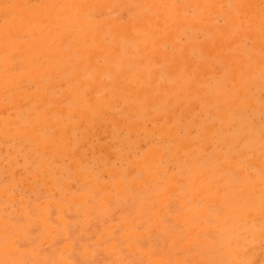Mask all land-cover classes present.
I'll list each match as a JSON object with an SVG mask.
<instances>
[{
    "label": "rangeland",
    "instance_id": "obj_1",
    "mask_svg": "<svg viewBox=\"0 0 264 264\" xmlns=\"http://www.w3.org/2000/svg\"><path fill=\"white\" fill-rule=\"evenodd\" d=\"M24 1L2 0L1 2L0 0V7L2 6L1 9H3L2 11L0 10V28L3 29L0 30V63H2L0 64V76L2 77L3 74L5 76H3L5 79L0 77V100L2 101H0V109H4L6 106L10 107L9 109L5 108L3 111H0V118H4V120L0 119L2 120L0 121V127L1 129L3 128V131L0 129L2 131L0 137L5 136L0 139V191H3L0 192L2 195H0V220H2L0 221V264H59L60 262V264H264V239H262L264 238L262 236L264 232H261V230L264 231V193L262 194L264 191V0H249L252 3L244 0L247 2L246 4H243V0H147L148 3L145 0H49L50 2L48 0H26L25 3ZM149 1L153 2L149 3ZM66 2L67 5L65 4ZM46 3H49L48 5L51 7H48ZM51 3L55 6L57 5V8L50 5ZM80 4L81 6L78 8ZM250 4H253L254 7ZM76 5L78 6L76 7ZM71 7L74 8L75 15L79 13L77 15L78 17L74 16L73 10L70 9ZM210 7H213L212 10H209ZM12 8L14 9L12 10ZM17 9L22 11L19 12ZM86 9H89L90 12L86 11ZM31 10L34 11L31 12ZM69 10L70 18L68 16ZM82 11H86V15L84 13L82 14ZM57 13L59 14L57 15ZM252 14L254 16L253 18L251 17ZM146 15L149 16H147V19L152 18V23L149 19H146ZM150 15H152L151 18ZM60 16L63 17V20ZM17 17L18 19L14 20ZM45 18L46 20H44ZM257 18L259 20L263 19V23L261 20L257 21ZM139 19L143 21L140 23ZM68 20L70 21L67 22V26L65 22ZM78 20H81V22ZM184 20L188 21H186L187 24L186 22L184 24L182 23L183 26L179 24V22L181 23ZM190 20H194V22ZM250 20L253 21L250 22ZM9 21L10 27L8 25ZM53 21L55 24L52 23ZM60 21L63 24L60 26L65 29L63 30L65 33L62 32L61 27L58 28V25L61 23ZM112 22H114L113 25H110ZM143 22L145 24H142ZM250 23L251 26H249ZM71 24H74V26L77 25L75 30ZM141 24L143 26L147 25V28L141 26ZM13 25L15 28L19 26V30L16 33L13 31L16 30ZM65 25L68 28L71 27V31H66V29H69ZM149 26L151 31H149ZM6 27L9 30L11 29V32L8 29H4ZM21 27L22 31H20ZM138 27L140 28L139 30H137ZM47 28L51 30L49 31ZM52 28L56 30L53 31L54 33H52ZM78 28L80 31H78ZM42 29H45V31L43 32ZM46 29L51 34L49 32L48 34ZM86 29H88L87 34L90 33L89 38L84 33ZM100 29L103 32H100ZM174 29L179 32L173 34ZM76 30L78 32H73ZM127 30L128 32H124ZM26 31L29 34H26ZM109 31L110 33H108ZM56 32L59 33L55 37ZM69 32L72 36L67 37L69 36ZM3 33L6 36L2 35ZM93 33L94 35L96 33L97 38L100 36V39L98 38L95 41L96 35L92 36ZM127 33L129 35L125 37ZM171 33L173 34L172 38L170 36ZM255 33L257 34L255 35ZM64 34L66 37H64ZM82 34L85 36L83 37ZM134 34L137 37L134 36L133 39H130ZM38 38L41 41H37ZM64 38L67 40L65 41ZM165 38H168V40ZM156 40L163 41L157 42ZM47 41L53 43L50 44L49 42L44 45ZM59 41L60 44L57 45ZM39 42L41 44L43 43L44 46ZM75 42H79L78 45ZM30 43H35V47L33 45L28 46ZM171 43L173 45L176 44L175 47ZM22 44L26 46V50H24L25 47ZM39 45H41V50L38 49L40 47ZM105 46H107L106 50ZM114 47L116 49L118 48L115 52H113ZM143 47L145 48L144 50H142ZM50 48L52 49L50 50ZM84 49L86 50L84 51ZM127 49L129 50L127 51ZM45 50H49V53L54 51L52 52L54 54L49 56V53L46 54L48 51ZM76 50L77 52H75ZM15 51L17 55L14 53ZM88 52L91 54L88 55ZM111 52L113 56H111ZM40 53L42 58L40 57ZM55 53L57 54L55 55ZM60 53H62V56H60ZM12 54L13 57H11ZM44 54L49 56L47 60ZM63 54L68 55L63 56ZM35 55L38 56L35 57ZM92 55L98 56L93 57V60ZM33 58L34 63L32 62ZM88 59L93 60L91 61L92 63L89 61V63L86 62ZM23 60H25L24 64ZM83 60L88 66L84 64L85 67H82L83 63L81 62ZM28 61L32 63L31 65L33 67L28 66ZM44 61L45 63H43ZM76 61L78 62V66ZM139 61H142V63ZM53 62L54 67L51 64ZM107 63L109 66L111 65V68L109 67L111 69L110 71L108 70L109 68H103V66L108 67ZM121 63L122 67L120 65ZM43 64H48L49 66L51 64L52 67L50 66L49 68ZM92 64L93 66L89 67ZM56 65H58L57 70ZM8 66L11 69H7L6 67ZM27 69L28 72L25 71ZM96 69L103 70L98 72ZM124 70L128 72L125 73ZM137 71L139 74H142L141 72L144 71L142 74L144 76L142 77L149 78L152 81L149 79L147 80L150 82L146 79L144 80V78H140L141 76L137 77L139 75L138 73L137 75L135 74ZM45 72L46 75L42 74ZM144 73L147 75L148 73L151 74L147 76ZM126 74H129L131 79ZM154 75L155 77H153ZM124 76L129 78L128 81L125 80L126 78ZM19 78L22 80L20 81ZM39 79L41 84L43 83L47 86L41 85ZM8 80H11L10 82L12 83ZM79 81H81V87L78 85ZM87 81L89 83H86ZM16 82L19 84L18 87L9 89V85H15L16 87ZM27 82L29 84H26ZM48 82L49 84H46ZM115 82H119L117 83V85L120 84L118 87L126 85L125 88L127 86L128 89L131 88L130 91H133L131 92L133 98H130L131 95L128 89L126 91L129 92H127L129 96L127 93L125 94L126 91L122 92V87V90L119 88L120 92H117L118 87ZM121 82L124 85H121ZM130 82L131 86L134 85L133 90ZM137 82L139 85L141 83L140 86L143 88L146 87L147 89L149 87V92L146 91L148 94L141 88L142 92L139 91V95L136 93L137 89L139 90L137 87H140L137 85ZM103 83H106V85ZM4 85L6 87L9 86V88L6 89ZM90 85L94 87H90ZM107 85L112 89L110 87L108 88ZM114 85L116 86V90L112 87ZM45 87L48 89H45ZM71 87L73 89L70 90ZM178 87L180 88L178 89ZM186 87H189V89ZM74 88H77V90L75 91ZM94 88L97 89L94 90ZM26 89L29 92H26ZM15 91L19 92V94ZM21 91L22 93H28L29 96L20 93ZM115 91L116 93H114ZM11 93L16 96L15 101L14 99L11 100V98H14ZM117 93L118 95H116ZM149 93H152L155 98L158 96L157 101L153 96H149ZM159 93H162L161 95L164 97ZM58 94L60 97H58ZM104 94L107 99L109 98L107 101L106 98L104 99L105 101H101ZM134 94H137L139 99L137 95L135 98ZM47 95L50 96L48 97ZM147 95L149 97H146ZM25 96L28 100H26ZM160 97L163 100H160ZM140 98H142L141 101ZM53 99L55 101L58 99L59 102L57 101L56 103ZM152 99H154V103ZM37 100L39 103H35ZM19 101L23 104L18 103ZM147 101L152 104H148L149 106L145 105ZM94 103L96 105L92 107ZM13 104H21V107ZM35 104L40 105L34 106ZM56 104L59 108L55 107ZM139 104H142V107H139ZM97 105L100 108V110L98 108L99 111H97ZM126 105H130V109ZM125 106L128 108L126 109ZM61 107H63L65 112ZM105 107L106 111L108 110L107 112L105 111ZM93 108H96L95 111ZM101 109L103 110L102 114L105 115L107 113L108 118L106 115L104 116L105 118H99L102 115L100 113ZM73 110H76L78 113L75 115L76 111ZM183 110H187L186 113ZM34 111L35 113H31ZM45 113H51V115H46ZM46 117H48V121L45 120ZM97 118L100 121L96 122L98 120ZM117 118L119 119L117 120ZM29 119L36 120L31 121L35 127L31 126L32 124ZM54 120L56 121L53 124ZM113 120H117V122L113 123ZM66 121L68 123L72 121L73 123H71L72 125L70 123L67 124ZM118 121L119 123L122 121V123L119 124ZM50 122L53 125L49 126ZM75 122L78 123L74 125ZM139 122L143 123V126ZM97 123L99 125H96ZM116 123L119 124V127L115 125ZM123 123L127 125H123ZM4 124L6 125V129ZM19 125H21L22 129ZM57 126L61 128L59 129ZM100 126L103 129L100 130ZM7 127L10 129L8 130ZM12 127L13 131H10ZM104 127H106V131ZM143 127L149 132L148 134L145 133L146 130ZM32 128H38V132H34ZM57 128L59 130L57 132L58 134H56V131H58ZM148 128L152 130L150 129L149 131ZM4 130H7V134ZM207 130H211L212 132H208ZM26 131L30 133H25ZM16 132L22 134L19 135ZM62 132L66 133L60 137L59 134H62ZM137 132L139 136L136 134ZM33 133H37L38 136ZM92 133H95L98 139L95 136L93 137ZM102 133L103 136L101 135ZM66 134H68L67 138H65ZM51 135L54 137V140H49ZM63 137L65 140H62ZM143 137L147 139L145 138L144 141L142 139ZM41 138L43 140L45 139L43 141L44 143L42 142L44 145H40L42 140L39 139ZM55 138L61 139V141L58 140L59 143L57 145L55 142L58 141ZM4 139L6 140L4 141ZM102 143L104 144L103 147L100 146L103 145ZM56 146L58 148H55ZM180 146L185 148L182 147L179 150ZM75 147L76 150L79 148L76 154L74 153L76 152L74 150ZM186 147L188 150H191L187 151ZM157 148L161 151L160 153H158ZM9 149L13 152L10 153ZM64 150H67L66 152L68 154ZM50 151L52 155L49 154ZM71 151L73 155L70 153ZM190 151L193 152V155ZM138 158L144 159L145 162ZM71 161L72 163H69ZM134 161H137L140 167L145 163L144 165L146 167L143 165L144 167L140 168L138 164L135 166ZM71 164H73V167ZM157 164L158 166L160 165L159 168L156 166ZM76 165L78 169H76ZM46 166L48 172L46 171ZM130 168L132 171L129 170ZM44 171L46 173L43 174ZM75 171H77V174H75ZM13 173L16 174L14 175ZM82 173H85L86 176ZM24 175L29 176L25 177ZM144 175H148V178ZM174 176L178 180L174 178L176 180L171 181L174 180L172 179ZM196 176L197 179H200L196 180ZM34 177H42L43 179L36 180ZM146 178L148 183L145 181ZM132 180L133 182H131ZM62 182L66 185L64 186ZM95 183L97 184L94 185ZM170 183L171 185H169ZM256 183L258 186H254L257 185ZM120 185L121 187L124 185L123 190L119 187ZM199 185L202 186V191L198 187ZM168 187H170V190L171 188L173 189L171 190L172 192ZM116 188L121 189H118L121 192H118ZM240 188L243 190V193ZM248 188L250 189L247 190ZM165 189L168 193L165 192ZM259 192H261V196ZM2 193L5 195L12 193L13 196V193H15L16 197L14 196L12 198L11 194H9L10 196H4ZM75 194L77 195L75 196ZM107 194H110L112 197L109 195L107 198L104 197ZM163 194L166 196H163ZM69 195H71V198ZM158 195L162 197H158ZM214 195L216 196L215 198ZM73 196L75 198L72 199ZM165 197L169 200L166 201ZM211 198H213V202ZM49 200L51 202H47ZM70 200L74 201L72 202ZM80 200L82 201L80 202ZM184 202L186 204H183ZM100 203H103V205ZM58 207H60V211H58ZM94 207L96 208L94 209ZM247 209L248 211H246ZM258 211L260 212L258 213ZM197 212L201 214L199 215ZM253 212L254 214L251 215ZM261 212L262 214H260ZM244 213L245 215H243ZM255 213L260 216L255 215ZM248 215L252 217L250 218ZM248 220L250 221L247 222ZM155 222L158 224H155ZM123 224H126L125 227H123ZM111 226L114 228H110ZM149 227L155 232L152 233L153 230ZM194 229L195 233L193 231ZM209 230L210 232H208ZM136 232L142 235L144 234V238L140 234H136ZM188 233H191V235H188ZM247 233L250 234L247 236ZM252 233L255 237H253ZM259 233L261 234L257 236ZM47 235L50 237L47 238ZM139 236H141L140 239H137ZM9 240H11V243ZM9 247L10 250L8 249ZM140 251L142 254H140ZM88 256L89 258H87Z\"/></svg>",
    "mask_w": 264,
    "mask_h": 264
},
{
    "label": "bare ground",
    "instance_id": "obj_2",
    "mask_svg": "<svg viewBox=\"0 0 264 264\" xmlns=\"http://www.w3.org/2000/svg\"><path fill=\"white\" fill-rule=\"evenodd\" d=\"M15 1H16V0H15ZM62 1H63V0H62ZM68 1H70V0H68ZM89 1H90V0H89ZM92 1H93V0H92ZM145 1L147 2V0H145ZM1 2H2V0H1ZM25 2H26V0L24 1V3H25ZM46 2H47V1H46ZM48 2H50V1L48 0ZM79 2H80V1H79ZM151 2H153V1H149V3H151ZM248 2H251V1L248 0ZM75 3H76V2H75ZM82 3H83V2H82ZM147 3H148V2H147ZM188 3H189V2H188ZM192 3H193V2H192ZM197 3H198V2H197ZM244 3L246 4L247 2H245V1L243 0V4H244ZM251 3H252V2H251ZM1 4H2V3H1ZM13 4H14V3H13ZM16 4H17V3H16ZM22 4H23V3H22ZM46 4H47V3H46ZM48 4H49V3H48ZM48 4H47V5H48ZM65 4L67 5V2H66ZM78 4H79V3H78ZM85 4H87V3H85ZM20 5H21V4H20ZM50 5H53V4L51 3ZM69 5H71V4H69ZM82 5H83V4H82ZM211 5H212V4H211ZM211 5H210V6H211ZM250 5H251V4H250ZM255 5H256V4H255ZM9 6H10V5H9ZM16 6H18V5H16ZM53 6H55V5H53ZM64 6H65V5H64ZM77 6H78V5H76V7H77ZM80 6H81V4L78 6V8H79ZM163 6H165V5H163ZM241 6H242V5H241ZM251 6L254 7L253 4H252ZM1 7H2V6H1ZM1 7H0V10L2 11L3 9H1ZM13 7H14V6H13ZM43 7H45V6H43ZM48 7H51V6L48 5ZM58 7H59V6H58ZM152 7L155 8L153 5H152ZM260 7H261V6H260ZM8 8H9V7H8ZM10 8H11V7H10ZM35 8H36V7H35ZM40 8H41V7H40ZM46 8H47V7H46ZM55 8H57V5L55 6ZM63 8H64V7H63ZM63 8H62V11H63ZM78 8H77V9H78ZM212 8H213V7H212ZM212 8L210 7L209 10H212ZM251 8H252V7H251ZM13 9H14V8H12V10H13ZM24 9H25V8H24ZM38 9H39V8H38ZM60 9H61V8H60ZM60 9H59V10H60ZM70 9L73 10V12H74V13H73L74 16L78 17L77 15H79V13L75 15L74 8L71 7ZM77 9H76V10H77ZM80 9H81V8H80ZM89 9H90V8H89ZM89 9H88V10L86 9V11H89V12H90ZM163 9H164V7H163ZM260 9H261V8H260ZM17 10H19V12L22 11V10H20V9H17ZM35 10H37V9H35ZM78 10H79V9H78ZM81 10H83V9H81ZM91 10H92V8H91ZM157 10H158V9H157ZM161 10H162V8H161ZM177 10H178V9H177ZM251 10H252V9H251ZM7 11H8V10H7ZM9 11L11 12L10 9H9ZM25 11H26V10H25ZM27 11H28V10H27ZM29 11H30V10H29ZM32 11H34V10H31V12H32ZM39 11H40V10H39ZM86 11H85V12L82 11V14L84 13V14L86 15ZM158 11H159V10H158ZM263 11H264V9H263ZM4 12H6V11H4ZM4 12H3V13H4ZM10 12H9V13H10ZM155 12H157V11L155 10ZM160 12H161V11H160ZM163 12H164V10H163ZM163 12H161V13H163ZM255 12H256V11H255ZM6 13H8V12H6ZM22 13H23V12H22ZM33 13H34V12H33ZM39 13H40V12H39ZM67 13H68V12H67ZM252 13H253V12H252ZM263 13H264V12H263ZM1 14H2V13H1ZM40 14H41V13H40ZM40 14H37V15L39 16ZM52 14H53V13H52ZM58 14H59V13H57V15H58ZM65 14H66V11H65ZM73 14H71V15H73ZM156 14H157V13H156ZM158 14H159V13H158ZM176 14H177V13H176ZM198 14H199V13H198ZM257 14H258V13H257ZM23 15H24V14H23ZM61 15H62V14H61ZM63 15H64V13H63ZM80 15H81V14H80ZM160 15H161V14H160ZM164 15H165V13H164ZM199 15H200V14H199ZM249 15H250V14H249ZM259 15H260V14H259ZM7 16H8V14H7ZM20 16H22V15H20ZM26 16H28V14H26ZM26 16H25V17H26ZM40 16H41V15H40ZM66 16H67V15H66ZM68 16H69V18L71 17V16H70V10H69V14H68ZM147 16H148V15H146V19H147ZM157 16H158V15H157ZM176 16H177V15H176ZM178 16H180V15L178 14ZM196 16H197V15H196ZM23 17H24V16H23ZM60 17H61V16H60ZM76 17H75V18H76ZM148 17H149V16H148ZM151 17H152V15H150V18H151ZM160 17H162V16H160ZM186 17H187V16H186ZM251 17H252V18L254 17L253 14H252ZM19 18H20V17H19ZM21 18H22V17H21ZM33 18H35V17L33 16ZM43 18H44V17H43ZM43 18H42V19H43ZM61 18H62V20H63V17H61ZM65 18H66V17H65ZM67 18H68V17H67ZM75 18H74V20H75ZM157 18L159 19V16H158ZM165 18H166V17H165ZM191 18H192V17H191ZM194 18H195V17H194ZM8 19H9V18H8ZM13 19H14V18H13ZM17 19H18V17H17L16 19H14V20H17ZM80 19H81V18H80ZM148 19H149V18H148ZM148 19H147V20H148ZM185 19H186V18H185ZM195 19H196V18H195ZM5 20H6V19H5ZM20 20H21V19H20ZM33 20L35 21V23H37V21H36L35 19H33ZM39 20L41 21V19H39ZM44 20H46V18H45ZM44 20H43V21H44ZM58 20H61V19H58ZM71 20H72V19H71ZM258 20H259V19L257 18V21H258ZM260 20H261V19H260ZM260 20H259V21H260ZM262 20H263V19H262ZM262 20H261V21H262ZM7 21H8V20H7ZM23 21L26 22L25 20H23ZM40 21H39V22H40ZM69 21H70V20H68V21L65 22L67 26H68L67 22H69ZM78 21L81 22V20H78ZM139 21H140V23H141L143 20L141 21V20L139 19ZM149 21L152 23V22H153V21H152V18L149 19ZM160 21H161V20H160ZM165 21H166V19H165ZM179 21H180V19H179ZM181 21H182V20H181ZM186 21H187V20H186ZM186 21L184 20V21L181 22V23L179 22V24H182V23L184 24ZM190 21H193V22H194V20H190ZM251 21H253V20H250V22H251ZM254 21H255V20H254ZM24 22H22V23H24ZM30 22H31V21H30ZM45 22H46V21H45ZM45 22H44V23H45ZM60 22H61V21H60ZM72 22H73V20H72ZM156 22H158V21H156ZM187 22H188V21H187ZM187 22H186V24H187ZM7 23H8V22H7ZM19 23H20V22H19ZM27 23H29V22H27ZM27 23H26V24H27ZM32 23L34 24L33 21H32ZM52 23L55 24L54 21H53ZM52 23H50V24H52ZM65 23H64V24H65ZM107 23H108V22H107ZM113 23H114V22L110 23V25H111V24L113 25ZM133 23H134V22H133ZM159 23H160V22H159ZM262 23H263V21H262ZM13 24H14V23H13ZM26 24H25V25H26ZM50 24H48V25H50ZM57 24H58V23H57ZM61 24H62V22L58 25V28L61 27V26L63 25V24H62V25H61ZM78 24H79V22H78ZM83 24H84V23H83ZM100 24L102 25V23H100ZM130 24H132V22H130ZM130 24L128 23L129 26H130ZM142 24H145V23L143 22ZM142 24H141V26H143ZM160 24H161V23H160ZM172 24H173V23H172ZM172 24H171V26H172ZM183 24H182V26H183ZM254 24H255V22H254ZM1 25H2V24H1ZM3 25H4V24H3ZM8 25H9V27H10V21H9V24H8ZM25 25H24V26H25ZM27 25H28V24H27ZM34 25H35V24H34ZM37 25H38V24H37ZM43 25H44V24H43ZM43 25H42V26H43ZM52 25H53V24H52ZM60 25H61V26H60ZM66 25H65V27L68 28ZM71 25L74 26V24H71ZM87 25H88V24H87ZM104 25H105V24H104ZM150 25H152V24H150ZM156 25H157V23H156ZM177 25H178V24H177ZM19 26H21V25L19 24ZM19 26H16V28H15V26L13 25L14 29H16V30H13V31H15V33L19 30V29H18ZM22 26H23V25H22ZM28 26H29V25H28ZM35 26H36V25H35ZM38 26H41V25L39 24ZM44 26H45V25H44ZM114 26H115V25H114ZM133 26H134V25H133ZM141 26H140V27H141ZM146 26H147V25H146ZM146 26H143V27L147 28ZM158 26H159V25H158ZM175 26H176V24H175ZM195 26H196V25H195ZM249 26H251V23H250ZM1 27H2V26H1ZM13 27H12V28H13ZM26 27H27V26H26ZM29 27H30V26H29ZM29 27H28V28H29ZM36 27H37V26H36ZM75 27H77V25L73 27L74 30H75ZM78 27H79V25H78ZM127 27H128V26H127ZM167 27H168V26H167ZM260 27H261V26H260ZM61 28H62V27H61ZM70 28H71V27H70ZM70 28H68L69 30L66 29V31H71ZM80 28H82V27H80ZM99 28H100V27H99ZM148 28H149V31H151V30H150V29H151L150 26H149ZM4 29H8V28L6 27V28H4ZM20 29H21L20 31H22V27H21ZM29 29H31V28H29ZM47 29H48V28H47ZM47 29H46V30H47ZM52 29H53V30H52V33H54L53 31H54L55 29H54V28H52ZM104 29H105V28H104ZM104 29H103V30H104ZM125 29H126V28H125ZM127 29H128V28H127ZM129 29H130V28H129ZM139 29H140V28L138 27L137 30H139ZM153 29H154V28H153ZM0 30H3V29L0 28ZM8 30H9V29H8ZM32 30H34V29L32 28ZM48 30L50 31L51 29H48ZM48 30H47V33L49 32ZM57 30H58V29H57ZM60 30H61V29H60ZM63 30H65V29L62 28V32H64ZM100 30H101V29H100ZM154 30H155V29H154ZM174 30H175V29H174ZM176 30H177V28H176ZM176 30L173 31L174 33H173V32H172V33L175 34V32H179V31H176ZM225 30H226V29H225ZM4 31H5V30H4ZM9 31L11 32V29H10ZM24 31H25V29H24ZM36 31H37V30H36ZM38 31H39V30H38ZM42 31L44 32L45 29H44V30L42 29ZM55 31H56V30H55ZM58 31H59V30H58ZM78 31H80L79 28H78ZM78 31L76 30V31H73V32L76 33V32H78ZM83 31H84V30H83ZM87 31H88V29H86V31H84V33H86V37L89 38L90 33L87 34ZM155 31H156V30H155ZM227 31H228V29H227ZM40 32H41V31H40ZM40 32H39V34H40ZM62 32H61V34H62ZM73 32H72V33H73ZM100 32H103V31L101 30ZM124 32H128V30H127V31H124ZM131 32H132V30H131ZM159 32H160V31H159ZM1 33H2V32H1ZM49 33L51 34V32H49ZM49 33H48V34H49ZM57 33H59V32H56L55 37L57 36ZM64 33H65V32H64ZM81 33H82V30H81ZM104 33H105V31H104ZM108 33H110V31H109ZM111 33L113 34V32H111ZM114 33H115V32H114ZM132 33H133V32H132ZM132 33H131V35H132ZM137 33H138V32H137ZM153 33H154V32H153ZM155 33H157V32H155ZM172 33H171V35H170L171 38L173 37V36H172V35H173ZM227 33H228V32H227ZM26 34H29V32L26 31ZM61 34H59V35H61ZM68 34H69V36H67V37H70L71 33L69 32ZM112 34H111V35H112ZM125 34H126V33H125ZM166 34H167V33H166ZM256 34H257V33H255V35H256ZM2 35L6 36L4 33H3ZM30 35H31V34H30ZM35 35H36V34H35ZM37 35H38V34H37ZM42 35H43V34H42ZM82 35H83V34H82ZM82 35H81V36H82ZM87 35H88V36H87ZM95 35H96V33H95ZM95 35H94V33H93L92 36H95ZM98 35H99V33H98ZM113 35H114V34H113ZM113 35H112V37H114ZM120 35H121V34H120ZM123 35H124V33H123ZM128 35H129V34L127 33V35H126L125 37H127ZM152 35H153V34H152ZM253 35H254V34H253ZM4 36H2V37H4ZM71 36H72V35H71ZM84 36H85V35H83V37H84ZM134 36H136V35L134 34V35L132 36V38H130L131 36H130L129 38H130V39H133ZM138 36H139V34H138ZM155 36H156V35H155ZM174 36H176V35H174ZM263 36H264V35H263ZM42 37H43V36H42ZM53 37H54V36H53ZM64 37H66L65 34H64ZM79 37H80V36H79ZM79 37H77V38H79ZM136 37H137V36H136ZM163 37H164V36H163ZM163 37H162V38H163ZM165 37H166V36H165ZM43 38H44V37H43ZM57 38H58V37H57ZM92 38L94 39V37H92ZM98 38L100 39V36H99ZM98 38H97V35H96V40H95V39H94V40L97 41ZM115 38H116V37H115ZM115 38H114V39H115ZM129 38H128V39H129ZM162 38H161V39H162ZM171 38H170V39H171ZM256 38H257V37H256ZM3 39H4V38H3ZM44 39H46V38H44ZM44 39H43V40H44ZM52 39H55V38H52ZM64 39H65V38H64ZM79 39H80V38H79ZM79 39H78V40H79ZM165 39H166V38H165ZM170 39H169V40H170ZM47 40H48V39H47ZM59 40L61 41V39H59ZM62 40H63V39H62ZM66 40H67V39H65V41H66ZM166 40H168V38H167ZM14 41H16V40H14ZM17 41H18V40H17ZM32 41H33V40H32ZM32 41H31V42H32ZM37 41H41V40L38 38ZM44 41H46V40H44ZM60 41H59V43H58L57 45L60 44ZM63 41H64V40H63ZM156 41H157V40H156ZM158 41H159V40H158ZM158 41H157V42H158ZM160 41L162 42L163 40H160ZM160 41H159V42H160ZM256 41H257V40H256ZM33 42H34V41H33ZM49 42H50V41H49ZM49 42H48V41L45 42L44 45H45L46 43H49ZM80 42H81V41H80ZM172 42H173V41H172ZM12 43H13V42H12ZM20 43H22V42H20ZM39 43H40V42H39ZM52 43H53V42H52ZM52 43L50 42V44H52ZM75 43L78 45L79 42H78V43L75 42ZM84 43H85V42H84ZM173 43H175V42H173ZM173 43H171V44H172V46L175 47L176 44L173 45ZM18 44H19V43H18ZM23 44H24V41H23ZM23 44H22V46L25 45V44H24V45H23ZM26 44H28V43H26ZM34 44H35V43H34ZM34 44H33V43H32V44L30 43L28 46H32V45H33V47H35L36 44H35V45H34ZM40 44H41V43H40ZM96 44H97V43H96ZM154 44H156V42H154ZM6 45H7V44H6ZM41 45L44 46L43 43H42ZM41 45H39L40 47H39L38 49L41 48ZM47 45H49V44H47ZM47 45H46V46H47ZM84 45H85V44H84ZM84 45H83V46H84ZM101 45H102V44H101ZM114 45L116 46L115 43H114ZM114 45H113V46H114ZM146 45H147V44H146ZM148 45H149V44H148ZM13 46H15V45H13ZM28 46H27V47H28ZM53 46H54V45H53ZM53 46H52V47H53ZM74 46H75V45H74ZM80 46H81V45H80ZM113 46H111V47L113 48ZM144 46H145V45H144ZM3 47H5V46H3ZM11 47H12V45H11ZM15 47H17V46H15ZM24 47H25L24 50H26V46H24ZM54 47H55V46H54ZM97 47H99V46L97 45ZM102 47H103V46H102ZM105 47H106V48H105V50H106V49H107V46H105ZM137 47H138V46H137ZM140 47H142V46H140ZM148 47H149V46H148ZM157 47H159V46H157ZM13 48H14V47H13ZM56 48H57V46H56ZM82 48H83V47H82ZM84 48H85V47H84ZM112 48H110V49H112ZM7 49H8V48H7ZM7 49H6V50H7ZM32 49H34V48H32ZM42 49H43V48H42ZM51 49H52V48H50V50H51ZM73 49H74V47H73ZM75 49H76V48H75ZM87 49H88V48H87ZM117 49H118V48H117ZM117 49H116V47H114L113 52H115ZM139 49H140V48H139ZM139 49H138V50H139ZM144 49H145V48L143 47L142 50H144ZM156 49H157V48H156ZM11 50H12V49H11ZM30 50H31V48H30ZM30 50H29V51H30ZM40 50H41V49H40ZM82 50H83V49H82ZM85 50H86V49H84V51H85ZM98 50H99V49H98ZM100 50H101V47H100ZM128 50H129V49H127V51H128ZM0 51H1V50H0ZM3 51H4V50H3ZM9 51H10V50H9ZM43 51H44V49H43ZM45 51H48V52H46V54L49 53V50H45ZM78 51H79V50H78ZM84 51H82V52L84 53ZM101 51H102V50H101ZM101 51H100V52H101ZM147 51H148V50H147ZM157 51H158V49H157ZM208 51H209V50H208ZM52 52H54V51H51V53H49V56H52V54H54V53H52ZM55 52H56V50H55ZM75 52H77V50H76ZM79 52H80V51H79ZM90 52H91V51H90ZM90 52H88V55L91 54ZM92 52H93V51H92ZM159 52H160V51H159ZM9 53H10V52H9ZM14 53L16 54L17 52L15 51ZM14 53H13V54H14ZM37 53H38V52H37ZM44 53H45V52H44ZM102 53H103V52H102ZM144 53H145V52H144ZM10 54H11V53H10ZM13 54H12L11 57H13ZM46 54H44V57H45L46 60H47V58H48L49 56H47ZM56 54H57V53H55V55H56ZM60 54H61L60 56H62V53H60ZM68 54H69V53H68ZM68 54H66V55L63 54V56H67ZM92 54H93V53H92ZM97 54H98V52H97ZM100 54H101V53H100ZM100 54H99V55H100ZM154 54L156 55L155 52H154ZM157 54H158V53H157ZM7 55H8V53H7ZM16 55H17V54H16ZM27 55L29 56V54H27ZM40 55H41V53H40ZM40 55H39V56H40ZM58 55H59V54H58ZM85 55H86V54H85ZM117 55H118V54H117ZM158 55H159V54H158ZM164 55H165V54H164ZM25 56H26V55H25ZM37 56H38V55H35V57H37ZM53 56H54V55H53ZM97 56H98V55H97ZM97 56L92 55V58H93V57H97ZM111 56H113V55H112V52H111ZM145 56H146V53H145ZM167 56L169 57V55H167ZM14 57H15V56H14ZM20 57H21V56H20ZM30 57H32V56H30ZM30 57H29V58H30ZM40 57L42 58V55H41ZM40 57H39V58H40ZM68 57H69V56H68ZM86 57H87V56H86ZM155 57H156V56H155ZM157 57H158V56H157ZM23 58H24V56H23ZM39 58H37V59H39ZM50 58H52V57H50ZM57 58H58V57H57ZM71 58H72V57H71ZM89 58H90V57H89ZM108 58H110V57H108ZM125 58H126V57H125ZM142 58H143V54H142ZM158 58H159V57H158ZM165 58H166V57H165ZM4 59H5V58H4ZM26 59L29 60L27 57H26ZM83 59L85 60V58H83ZM5 60H6L7 62H9L7 59H5ZM33 60H34V58L32 59V62H33ZM46 60H45V61H46ZM71 60L73 61V59H71ZM71 60H70V61H71ZM84 60L81 62V63H83V66H82V67H85V66L87 65V63H84ZM93 60H94V58H93ZM93 60L88 59V60H86V62H88V61L91 62V61H93ZM111 60H112V58H111ZM132 60H133V59H132ZM142 60H143V59H142ZM166 60H167V58H166ZM2 61H3V60H2ZM2 61H1V62H2ZM20 61H21V60H20ZM24 61H25V60H23V64H24ZM45 61H44L43 63H45ZM77 61H78V60H77ZM77 61H76V63H77V66H78V62H77ZM113 61H114V60H113ZM121 61H122V60H121ZM121 61H120V62H121ZM124 61H125V60H124ZM172 61L174 62V60H172ZM28 62H29V61H28ZM28 62H27V63H28ZM54 62H55V61H54ZM54 62L51 63L52 66H53ZM89 62H88V63H89ZM139 62H140V61H139ZM4 63H5V62H4ZM4 63H3V65H4ZM9 63H10V62H9ZM20 63H21V62H20ZM33 63H34V62H33ZM79 63H80V61H79ZM91 63H92V62H91ZM91 63H90V64H91ZM122 63H123V61H122ZM122 63L120 64L121 67H122ZM140 63H142V61H141ZM0 64H2V63H0ZM10 64H11V63H10ZM31 64H32V63L29 62L28 66L30 65V66L33 67V65H31ZM51 64H50V66H51ZM84 64H85V66H84ZM94 64H95V63H94ZM6 65H7V64H6ZM21 65H22V64H21ZM43 65H44V66L47 65V66L50 68V66H49L48 64H46V65L43 64ZM169 65H170V63H169ZM172 65H174V64L172 63ZM0 66H1V65H0ZM26 66H27V65H26ZM28 66H27V67H28ZM44 66H42V67H44ZM52 66H51V67H52ZM54 66H55V65H54ZM54 66H53V67H54ZM56 66H57V68H56V70H57V69H58V65H56ZM63 66H64V65H63ZM63 66H62V67H63ZM87 66H88V65H87ZM91 66H93V64L90 65L89 67H91ZM107 66H108V67L103 66V68H104V69H106V68L108 69L109 67L111 68V65L109 66L108 63H107ZM3 67H4V66H3ZM8 67H9V68H8ZM8 67H6V68H7V69H11L10 66H8ZM11 67H12V66H11ZM32 67H31V68H32ZM95 67H97V66L95 65ZM99 67H100V66H99ZM99 67H98V68H99ZM6 68H5V69H6ZM65 68H66V67H65ZM65 68H64V69H65ZM78 68H79V67H78ZM110 68L108 69L109 71L111 70ZM112 68H113V67H112ZM34 69H35V66H34ZM43 69H44V68H43ZM62 69H63V68H62ZM86 69H88V68H86ZM96 70H98V72H99V71H102L103 69H96ZM25 71L28 72V69L25 70ZM25 71H24V72H25ZM39 71H40V70H39ZM76 71H77V70H76ZM124 71H125V73L128 72V71L126 72V70H124ZM24 72H23V73H24ZM34 72H35V71H34ZM56 72H57V71H56ZM56 72H55V73H56ZM98 72H97V73H98ZM121 72H123V71H121ZM121 72H120V74H122ZM143 72H144V71H142L141 73L143 74ZM23 73H22V74H23ZM35 73H36V72H35ZM49 73H50V72H49ZM55 73H54V75H55ZM97 73H95V74H97ZM115 73H116V72H115ZM129 73H130V72H129ZM137 73L139 74L138 71H137L135 74L137 75ZM42 74H45V75H46V72H45V73H42ZM50 74H51V73H50ZM78 74H79V71H78ZM113 74H114V73H113ZM142 74L137 75V77H138V76H141L140 78H144V77H142V76H144V75H142ZM144 74H145V73H144ZM150 74H151V73H148V75H147V74H145V75L149 76ZM152 74H153V73H152ZM167 74H168V73H167ZM169 74H171V73H169ZM16 75H18V74H16ZM37 75H38V74H37ZM37 75H35V76H37ZM101 75H102V74H101ZM126 75H127V74H126ZM173 75H174V74H173ZM3 76H4V74H3ZM3 76H2V77H3ZM12 76H14V75H12ZM75 76L77 77V75H75ZM98 76H99V74H98ZM115 76H116V75H115ZM117 76H119V75H117ZM127 76H129V74H128ZM0 77H1V76H0ZM2 77H1V78H2ZM4 77H5V76H4ZM4 77H3V78H4ZM27 77H28V76H27ZM27 77H26V78H27ZM50 77L52 78V76H50ZM94 77H95V75H94ZM96 77H97V76H96ZM124 77L126 78L125 80L128 81V79H129L131 76H129V78L126 77V76H124ZM153 77H155V75H154ZM153 77H152V79L154 80ZM10 78H11V76H10ZM20 78H22V77H20ZM20 78H19V79H20ZM29 78H30V77H29ZM29 78H28V79H29ZM40 78H41V77H40ZM72 78H74V76H72ZM119 78H120V76H119ZM4 79H5V78H4ZM19 79H18V80H19ZM48 79H50V78H48ZM70 79H71V77H70ZM96 79H97V78H96ZM130 79H131V78H130ZM135 79H136V78H135ZM135 79H134V80H135ZM145 79H146V77L144 78V80H145ZM147 79H149V78H147ZM147 79H146V80H147ZM1 80L3 81V79H1ZM21 80H22V79H20V81H21ZM30 80H31V79H30ZM35 80H36V79H35ZM35 80H34V81H35ZM52 80H53V79H52ZM57 80H58V79H57ZM62 80H63V79H62ZM62 80H60V81H62ZM111 80H113V79H111ZM111 80H110V81H111ZM115 80L118 81L117 78H115ZM115 80H113V81H115ZM122 80H123V79H122ZM134 80H133V81H134ZM149 80H151V79H149ZM149 80H147V81H149ZM155 80H156V79H155ZM2 81H1V82H2ZM4 81H5V80H4ZM8 81L10 82L11 80H8ZM20 81H19V82H20ZM50 81H51V80H50ZM89 81H90V80H89ZM120 81H121V79H120ZM120 81H119V82H120ZM151 81H152V80H151ZM6 82H7V81H6ZM13 82H14V81H13ZM32 82H33V79H32ZM36 82H37V81H36ZM41 82H42V81H41ZM54 82H55V80H54ZM64 82H65V81H64ZM64 82H62V83H64ZM80 82H81V81H79V84H78V85L81 87ZM94 82H95V79H94ZM119 82H117V83H119ZM123 82H125V81H123ZM149 82H150V81H149ZM154 82H156V81H154ZM10 83H12V82H10ZM16 83H17V84H16V87H15V85H9L10 88H9V86L6 87L5 85H4V87H6V89H7V88L11 89L12 87H13V88H17L19 84H18V82H16ZM39 83H40V79H39ZM51 83H52V82H51ZM62 83H60V84H62ZM86 83H89V82L87 81ZM96 83H97V82H96ZM98 83H99V81H98ZM112 83H113V82H112ZM115 83H116V82H115ZM117 83H116V86H117V87L120 86V84L117 85ZM121 83H122V82H121ZM126 83H128V82H126ZM132 83H133V82H132ZM134 83H135V81H134ZM134 83H133V84H134ZM7 84H9V83H7ZM26 84H29V82H27ZM40 84H41V83H40ZM42 84H43V83H42ZM42 84H41V85H42ZM46 84H49V82L46 83ZM81 84H82V83H81ZM91 84H92V83H91ZM94 84H95V83H94ZM99 84H100V83H99ZM103 84L106 85V83H103ZM155 84H156V83H155ZM0 85H1V84H0ZM38 85H39V84H38ZM43 85H44V84H43ZM92 85H93V84H92ZM92 85H90V87H91ZM95 85H97V84H95ZM100 85H101V84H100ZM100 85H99V87H101ZM121 85H124V84L122 83ZM137 85H139L138 82H137ZM140 85H141V83H140ZM140 85H139V86H140ZM161 85H162V84H161ZM180 85H181V84H180ZM182 85H183V84H182ZM192 85L194 86V84H192ZM44 86H47V85H44ZM102 86H103V85H102ZM107 86H108V85H107ZM114 86H115V85H114ZM114 86H112V87H113V89L116 90V86H115V87H114ZM125 86H126V85H125ZM125 86H123V87L121 86V87L123 88V90L121 89V87H118V91H117V92H120L119 88L122 90V92H123V91L125 92L126 89H128V86H127L126 88H125ZM130 86H131V82H130ZM130 86H129V87H130ZM133 86H134V85L131 86V87H132V90H133ZM186 86H187V85H186ZM190 86H191V85H190ZM2 87H3V86H2ZM4 87H3V88H4ZM26 87H27V85H26ZM92 87H94V86H92ZM109 87H110V86H108V88H109ZM161 87L163 88V86H161ZM48 88H50V87L48 86ZM48 88L45 87V89H48ZM78 88H79V87H78ZM110 88H111V87H110ZM137 88H139V90L137 89V91H136L137 94L140 93L139 91L142 92L143 89H144L145 92H146V91L149 92V87H147L148 90L146 89V87L143 88V87H141V86H140V87H137ZM140 88H141L142 90H141ZM179 88H180V87H178V89H179ZM181 88H182V86H181ZM186 88H187V87H186ZM186 88H185V89H186ZM6 89H5V90H6ZM71 89H73V88L71 87L70 90H71ZM88 89L90 90V88H88ZM96 89H97V88H96ZM96 89L94 88V90H96ZM99 89H100V88H99ZM111 89H112V88H111ZM124 89H125V90H124ZM130 89H131V88H129L128 90H129L130 95H131V94H132L131 92H133V91H130ZM135 89H136V88H135ZM178 89H177V90H178ZM187 89H189V87H188ZM190 89H191V88H190ZM38 90H39V89H38ZM40 90L42 91V89H40ZM43 90H44V89H43ZM70 90H69V92L71 93ZM74 90L76 91L77 88H76V89L74 88ZM89 90H88V91H89ZM91 90H92V89H91ZM94 90H93V91H94ZM177 90H176V91H177ZM27 91H28V90L26 89V92H27ZM72 91H73V90H72ZM85 91H86V90H85ZM151 91H152V90H151ZM15 92H17V91H15ZM28 92H29V91H28ZM77 92H78V91H77ZM122 92H121V93H122ZM127 92H128V91H126L125 94H126ZM129 92H128V93H129ZM147 92H146V94H148ZM183 92H184V91H183ZM185 92H186V91H185ZM13 93H14V92H13ZM17 93L19 94V92H17ZM20 93H22V91H21ZM23 93H24V92H23ZM23 93H22V94H23ZM35 93H36V92H35ZM38 93H39V91H38ZM61 93L63 94V92H61ZM64 93H65V92H64ZM86 93H87V92H86ZM86 93H85V94H86ZM114 93H116V91H115ZM128 93H127V95H128ZM189 93H190V92H189ZM3 94H4V93H3ZM24 94H25L26 96H29L28 93H27V94L24 93ZM32 94H33V92H32ZM72 94H73V92H72ZM122 94H123V93H122ZM137 94H134V95H135V98H136V95H137ZM144 94H145V93H144ZM159 94L161 95L162 93H159ZM185 94H186V93H185ZM187 94H188V93H187ZM11 95H13V94L11 93ZM11 95L9 94V96H11ZM33 95H34V94H33ZM58 95H59V94H58ZM75 95L77 96V93H75ZM116 95H118V93H117ZM138 95H139V94H138ZM138 95H137V98L139 97ZM160 95H159V96H160ZM1 96H2V95H1ZM13 96H14V95H13ZM13 96H12V97H13ZM26 96H25V98H26ZM47 96H48V95H47ZM49 96H50V95H49ZM49 96H48V97H49ZM66 96H67V94H66ZM66 96H65V97H66ZM128 96H129V95H128ZM140 96H141V95H140ZM149 96H153L152 93H149ZM149 96L147 95L146 97H149ZM161 96H162V95H161ZM30 97H31V96H30ZM41 97H42V96H41ZM51 97H53V96H51ZM54 97H55V96H54ZM58 97H60V95H59ZM68 97L70 98V96H68ZM71 97H72V95H71ZM77 97H79V95H78ZM77 97H76V98H77ZM153 97H154V96H153ZM157 97H158V96H156V98L154 97V98L156 99V101H157V99H158ZM162 97H164V96H162ZM162 97H160V100H163ZM15 98H16V96H14V98H11V100L14 99V101H15ZM31 98H32V97H31ZM39 98H40V97H39ZM44 98H45V97H44ZM76 98H75V100H76ZM81 98H82V97H81ZM102 98H103V99H101V101H105V100H104V99L106 98L105 94H104V96H103ZM127 98H128V97H127ZM130 98H133L132 95H131ZM161 98H162V99H161ZM18 99H19V98H18ZM20 99H21V98H20ZM58 99H60V98H58ZM58 99H57V101H58ZM64 99H65V98H64ZM79 99H80V97H79ZM108 99H109V98H108ZM108 99L106 98V101H107ZM119 99H120V98H119ZM138 99H139V98H138ZM147 99L149 100V98H147ZM21 100H22V99H21ZM26 100H28V99L26 98ZM32 100H33V98H32ZM34 100H35V99H34ZM38 100H41V99H38ZM38 100H37V102H35V103H39ZM43 100H44V99H43ZM45 100H46V99H45ZM45 100H44V101H45ZM53 100L55 101V99H53ZM69 100H70V99H69ZM80 100H82V99H80ZM80 100H79V101H80ZM111 100H112V99H111ZM113 100H114V99H113ZM115 100H117V99H115ZM120 100H121V99H120ZM141 100H142V98H140V101H141ZM150 100H151V99H150ZM153 100H154V99H152V102L154 103ZM0 101H1V100H0ZM17 101H18V100H17ZM44 101H41V102H44ZM46 101H47V100H46ZM57 101H55V102L57 103ZM60 101H62V100L60 99ZM73 101H74V100H73ZM87 101H89V100H87ZM93 101H94V100H93ZM1 102H2V101H1ZM6 102H7V101H6ZM12 102H13V101H12ZM25 102H27V101H25ZM25 102H24V103H25ZM58 102H59V101H58ZM76 102H77V100H76ZM113 102H114V101H113ZM113 102H112V103H113ZM117 102H119V101H117ZM148 102H149V101H147V104L145 103V105H148V104L151 103V102H149V103H148ZM7 103H9V102H7ZM7 103H6V104H7ZM13 103H14V102H13ZM18 103H21V102L19 101ZM77 103H78V102H77ZM98 103H99V102H98ZM129 103H130V102H129ZM21 104H23V103H21ZM21 104H19V105H15V104H13V105L21 107ZM31 104H32V103H31ZM40 104H41V103H40ZM40 104H39V105H40ZM109 104H111V103H109ZM113 104H114V103H113ZM151 104H152V103H151ZM13 105H11V107H13ZM36 105H38V104H35L34 106H36ZM39 105H38V106H39ZM79 105H80V103H79ZM95 105H96V103H94L93 106H92V104H91L92 107H94ZM102 105H103V103H102ZM130 105H131V104H130ZM130 105H129V106H130ZM133 105H134V104H133ZM135 105H136V103H135ZM141 105H142V104H141ZM141 105L139 104V107H140ZM145 105L143 104V106H145ZM32 106H33V105H32ZM126 106H128V105H126ZM126 106H125V107H126ZM129 106H128V107H129ZM148 106H149V105H148ZM55 107H57V104H56ZM74 107H75V106H74ZM128 107H126V109H127ZM141 107H142V106H141ZM229 107H231V106H229ZM5 108L9 109L10 107H7V106H6ZM5 108H4V109H5ZM16 108H17V107H16ZM57 108H59V107H57ZM61 108H62V110H63V107H61ZM61 108H60V109H61ZM64 108H65V107H64ZM76 108H77V107H76ZM96 108H97V111L100 110V108L98 107V105L96 106ZM96 108H95V109H96ZM98 108H99V110H98ZM144 108H145V107H144ZM149 108H150V107H149ZM4 109L1 108L0 111H3ZM30 109H31V108H30ZM53 109H54V108H53ZM55 109H56V108H55ZM77 109H78V108H77ZM81 109H82V108H81ZM93 109H94V108H93ZM95 109H94V111H95ZM128 109H130V107H129ZM131 109L133 110V108H131ZM145 109H146V108H145ZM62 110H61V111H62ZM71 110H72V109H71ZM78 110H79V109H78ZM132 110H131V111H132ZM10 111H12V110H10ZM53 111H54V110H53ZM53 111H49V112H53ZM61 111H60V113H61ZM63 111L65 112V110H63ZM63 111H62V112H63ZM73 111H76V110H73ZM83 111H84V110H83ZM83 111H82V112H83ZM94 111H93V113H94ZM102 111H103V110L101 109V112H100L101 114L103 113ZM105 111H106V107H105ZM107 111H108V110H107ZM107 111H106V112H107ZM126 111H127V110H126ZM131 111H129V113H131ZM186 111H187V110H186ZM186 111L183 110V112H185V113H186ZM188 111H190V110H188ZM29 112H30V111H29ZM40 112H41V111H40ZM40 112H39V114H40ZM47 112H48V111H47ZM127 112H128V111H127ZM136 112H137V110H136ZM136 112H135V113H136ZM12 113H13V112H12ZM12 113H11V114H12ZM31 113H35V111H34V112H31ZM76 113H78V112L76 111V112H75V115H76ZM96 113H99V112H96ZM137 113H138V112H137ZM147 113H149V112H147ZM185 113H183V114H185ZM6 114H7V113H6ZM8 114H10V113H8ZM13 114H14V113H13ZM45 114H46V113H45ZM48 114L51 115V113H47L46 115H48ZM72 114H73V113H72ZM86 114H87V113H86ZM101 114H100V115H101ZM106 114H107V113H106ZM106 114H105V115H106ZM113 114H114V113H113ZM126 114H127V113H126ZM144 114H145V112H144ZM1 115H2V114H1ZM14 115H15V114H14ZM96 115H97V114H96ZM98 115H99V114H98ZM102 115H103V114H102ZM102 115L99 116V118L105 116V115H103V116H102ZM77 116H79V115H77ZM77 116H76V117H77ZM86 116H87V115H86ZM90 116H91V115H90ZM130 116H132V114H130ZM2 117H3V116H2ZM39 117H40V116H39ZM42 117H43V115H42ZM106 117H107V115H106ZM108 117H109V116H108ZM108 117H107V118H108ZM111 117H112V116H111ZM113 117H114V115H113ZM113 117H112V118H113ZM150 117H151V115H150ZM14 118H18V117H14ZM30 118H31V117H30ZM47 118H48V117H46V119H45L46 121H48ZM49 118H51V117L49 116ZM77 118H78V117H77ZM87 118H88V116H87ZM104 118H105V117H104ZM115 118H116V116H115ZM0 119H3V120H4V118H0ZM5 119H6V118H5ZM85 119H86V117H85ZM97 119H98V118H97ZM97 119H96V120H97ZM110 119H111V118H110ZM118 119H119V118H117V120H118ZM29 120H30V122H31V121H36V120H33V119H32V120L29 119ZM43 120H44V119H43ZM43 120H42V121H43ZM45 120H44V121H45ZM49 120H50V119H49ZM57 120H58V119H57ZM62 120H63V119H62ZM111 120H112V119H111ZM114 120H115V119H114ZM114 120H113V123H114V122H117V120H116V121H114ZM144 120H145V119H144ZM0 121H2V120H0ZM7 121H8V120H7ZM9 121H10V119H9ZM38 121H39V120H38ZM46 121H45V122H46ZM55 121H56V120H54V122L52 121L53 124L55 123ZM69 121H70V120H69ZM89 121H90V119H89ZM98 121H100V119H98L96 122H98ZM122 121L124 122V120H122ZM122 121H121V123H122ZM11 122H12V121H11ZM13 122H14V121H13ZM52 122H50V125H49V126L53 125V124H51ZM66 122H67V124L70 123V122L68 123V121H66ZM90 122H92V121H90ZM101 122H102V121H101ZM105 122H106V121H105ZM137 122H138V121H137ZM36 123H37V122H36ZM48 123H49V122H48ZM57 123H58V122H57ZM59 123H61V122L59 121ZM71 123H73V122L71 121ZM71 123H70V124H71ZM76 123H78V122H75L74 125H75ZM79 123H81V121H79ZM94 123H95V122H94ZM118 123H119V121H118ZM121 123H119V124H121ZM139 123H140V122H139ZM19 124H20V123H19ZM31 124H32V122H31ZM41 124H43V123H41ZM63 124H64V123H63ZM103 124H104V123H103ZM107 124H108V121H107ZM119 124L116 123L115 125L118 126ZM124 124H126V123H123V125H124ZM131 124H132V123H131ZM136 124H137V123H136ZM140 124H142V126H143V123H140ZM35 125H36V124H35ZM71 125H72V124H71ZM82 125H83V124H82ZM92 125H93V124H92ZM94 125H95V124H94ZM96 125H99V124L97 123ZM126 125H127V124H126ZM126 125H125V126H126ZM137 125H139V124H137ZM4 126H5V129H6V125H5V124H4ZM9 126H10V125H9ZM19 126L21 127V125H19ZM22 126H24V125H22ZM31 126H33V124H32ZM39 126H40V124H39ZM58 126H59V125H58ZM58 126H57V127H58ZM60 126H62V125H60ZM66 126H67V125H66ZM68 126H69V125H68ZM87 126H88V125H87ZM90 126H91V125H90ZM2 127H3V126H2ZM29 127H30V126H29ZM29 127H28V128H29ZM33 127H35V126H33ZM73 127H75V126H73ZM76 127H78V126L76 125ZM85 127H86V125H85ZM94 127H95V126H94ZM97 127H98V126H97ZM100 127H101V126H100ZM102 127H103V125H102ZM102 127L100 128V130L103 129ZM106 127H107V126H106ZM106 127H104L105 131H106ZM118 127H119V126H118ZM120 127H121V125H120ZM126 127H127V126H126ZM126 127H125V128H126ZM134 127H135V126H134ZM58 128L60 129L61 127H58ZM58 128H57V130H58ZM86 128H87V127H86ZM88 128H89V126H88ZM95 128H96V127H95ZM143 128L145 129V127H143ZM151 128H153V127H151ZM151 128H148L149 131H150ZM225 128H226V127H225ZM0 129H1V127H0ZM7 129H8V127H7ZM9 129H10V128H9ZM9 129H8V130H9ZM21 129H22V127H21ZM32 129L34 130V132H36V131L38 132V128H36V129L32 128ZM53 129H54V128H53ZM66 129H68V128H66ZM93 129H94V128H93ZM119 129H120V128H119ZM135 129H136V128H135ZM135 129H134V130H135ZM140 129H141V128H140ZM154 129H155V128H154ZM154 129H153V130H154ZM1 130L3 131V128H2ZM1 130H0V133L2 132ZM27 130H28V129H27ZM64 130H65V129H64ZM87 130H88V129H87ZM89 130L91 131V129H89ZM96 130H99V129H96ZM107 130H108V127H107ZM110 130H111V129H110ZM110 130H109V131H110ZM120 130H121V129H120ZM120 130H119V131H120ZM127 130H128V129H127ZM145 130H146V129H145ZM151 130H152V129H151ZM4 131H5V133L7 132V130H4ZM10 131H13V127H12V130H10ZM14 131H15V130H14ZM20 131H21V130H20ZM22 131H24V130H22ZM30 131H31V130H30ZM60 131H62V130H60ZM90 131H89V132H90ZM94 131H95V129H94ZM109 131H108V132H109ZM137 131H138V130H137ZM154 131H156V130H154ZM154 131H153V132H154ZM207 131H208V130H207ZM52 132H54V131H52ZM57 132H59V130L56 131V134H58ZM82 132H83V131H82ZM89 132H88V133H89ZM97 132H98V131H97ZM120 132H121V131H120ZM134 132H135V131H134ZM208 132H212V131L210 130V131H208ZM208 132H207V133H208ZM5 133H4V134H5ZM13 133H14V132H13ZM16 133H17V132H16ZM25 133H30V132H27V131H26ZM64 133H66V132H62V134H59L60 137L64 136ZM83 133H84V132H83ZM95 133H96V131H95ZM95 133H94V134L92 133V134H93V137L95 136ZM110 133H111V132H110ZM145 133L148 134L149 132L146 130ZM6 134H7V133H6ZM17 134L21 135L22 133H21V134H20V133H17ZM17 134H16V135H17ZM33 134H34V133H33ZM36 134H37V133H36ZM36 134H34V135H36ZM52 134L55 135L54 133H52ZM104 134H105V132H104ZM130 134H131V133H130ZM136 134L138 135V132H137ZM143 134H144V133H143ZM147 134H146V135H147ZM210 134H211V133H210ZM67 135H68V134L65 135V138H67ZM96 135H97V134H96ZM101 135L103 136V133H102ZM131 135H132V134H131ZM131 135H130V136H131ZM31 136H33V135H31ZM37 136H38V134H37ZM69 136H70V135H69ZM99 136H100V135H99ZM138 136H139V135H138ZM144 136H145V134H144ZM209 136H211V135H209ZM237 136H238V135H237ZM2 137H5V136H2ZM2 137H0V139H1ZM7 137H8V136H7ZM95 137L97 138V136H95ZM211 137H212V136H211ZM213 137H214V136H213ZM34 138H35V137H34ZM53 138H54V137L51 135V138H50L49 140H51V139H53ZM86 138H87V136H86ZM99 138H100V137H99ZM102 138H103V137H102ZM138 138H139V137H138ZM145 138H146V137H143L142 139H144V141H145ZM15 139H16V138H15ZM23 139H24V137H23ZM23 139H22V140H23ZM36 139H37V138H36ZM36 139H35V140H36ZM55 139H56L57 141H58V140L61 141V139H58V138H55ZM63 139H64V137L62 138V140H63ZM80 139H81V138H80ZM97 139H98V138H97ZM140 139H141V138H140ZM142 139H141V140H142ZM146 139H147V138H146ZM161 139H162V138H161ZM5 140H6V139H4V141H5ZM39 140H42V141H41V144H40V145H42V144L44 143L43 141H44L45 139L43 140V138H41V139H39ZM46 140H47V139H46ZM49 140H48V141H49ZM53 140H54V139H53ZM64 140H65V139H64ZM84 140H85V138H84ZM116 140H117V139H116ZM240 140H241V138H240ZM7 141H8V139H7ZM59 141H58V142H55L56 145H57V143H59ZM121 141H122V140H121ZM192 141H193V140H192ZM36 142H38V141H36ZM42 142H43V143H42ZM67 142H68V140H67ZM82 142H84V141L82 140ZM106 142H107V141H106ZM116 142H117V141H116ZM237 142H238V141H237ZM46 143H47V142H46ZM53 143H54V142H53ZM110 143H111V141H110ZM200 143H201V142H200ZM203 143H204V142H203ZM80 144H81V143H80ZM94 144H97V143H94ZM102 144H103V143H102ZM196 144H197V143H196ZM43 145H44V144H43ZM51 145H52V144H51ZM105 145H106V144H105ZM118 145H119V144H118ZM124 145H126V144H124ZM152 145H153V144H152ZM205 145H206V143H205ZM35 146H36V145H35ZM37 146H38V145H37ZM45 146H46V145H45ZM52 146H53V145H52ZM87 146H88V145H87ZM87 146H85V147H87ZM100 146L103 147L104 144H103V145H100ZM110 146H111V145H110ZM43 147H44V146H43ZM46 147H47V146H46ZM49 147H50V145H49ZM49 147H48V148H49ZM78 147H79V146H78ZM102 147H101V149H102ZM105 147H106V146H105ZM182 147H183V146H180V147H179V150H180V148H182ZM188 147H189V145H188ZM192 147H193V146H192ZM37 148L39 149V147H37ZM55 148H58V147L56 146ZM65 148H66V147H65ZM93 148H94V147H93ZM96 148L98 149V147H96ZM96 148H95V149H96ZM99 148H100V147H99ZM183 148H185V147H183ZM186 148H187V147H186ZM1 149H2V147H1ZM53 149H54V148H53ZM86 149H87V148H86ZM88 149H89V147H88ZM88 149H87V150H88ZM155 149H156V148H155ZM160 149H161V148H160ZM9 150H10V149H9ZM54 150H55V149H54ZM74 150H76V147L74 148ZM77 150H79V148H78ZM77 150H76V152H74L75 154L77 153ZM98 150H99V149H98ZM109 150H110V149H109ZM109 150H108V151H109ZM153 150H154V149H153ZM153 150H152V152H154ZM157 150H158V153L161 152V151H159L158 148H157ZM161 150H162V149H161ZM189 150H191V149H189ZM189 150H188V148H187V151H189ZM41 151H42V150H41ZM48 151H49V150H48ZM57 151H58V150H57ZM59 151H60V150H59ZM62 151H63V149H62ZM64 151L66 152L67 150H64ZM93 151H94V150H93ZM100 151H101V150H100ZM175 151H176V150H175ZM11 152H13V151L10 150V153H11ZM43 152H44V151H43ZM85 152H86V150H85ZM111 152H112V151H111ZM178 152L180 153V151H178ZM27 153L29 154V152H27ZM45 153H46V152H45ZM51 153H52V152L50 151L49 154H51ZM53 153H54V152H53ZM70 153L72 154L73 152L71 151ZM70 153H69V154H70ZM86 153H87V152H86ZM104 153H105V152H104ZM150 153H151V152H150ZM172 153H173V152H172ZM190 153L193 155V152L190 151ZM55 154H56V153H55ZM58 154H59V153H58ZM66 154H68V152H66ZM81 154H82V153H81ZM108 154H109V153H108ZM112 154H113V153H112ZM112 154H111V156H112ZM153 154H154V153H153ZM162 154H163V153H162ZM162 154H161V155H162ZM51 155H52V154H51ZM72 155H73V154H72ZM105 155H106V154H105ZM122 155H123V154H122ZM145 155H146V154H145ZM156 155H157V152H156ZM163 155H164V154H163ZM53 156H54V155H53ZM67 156H68V155H67ZM106 156H107V155H106ZM117 156H118V155H117ZM152 156H154V155H152ZM172 156H173V154H172ZM177 156L179 157L178 154H177ZM180 156H181V155H180ZM70 157H71V155H70ZM109 157H110V156H109ZM115 157H116V156H115ZM119 157H120V156H119ZM119 157H118V158H119ZM157 157H158V155H157ZM174 157H175V154H174ZM54 158H55V156H54ZM56 158H58V157H56ZM142 158H143V157H142ZM146 158L148 159L147 156H146ZM158 158H159V157H158ZM175 158H176V157H175ZM15 159H16V158H15ZM72 159H73V158H72ZM135 159H136V158H135ZM135 159H134V160H135ZM138 159L140 160L141 158H138ZM138 159H137V160H138ZM245 159H246V158H245ZM56 160H57V159H56ZM141 160H143V162H145L144 159H141ZM195 160H196V159H195ZM220 160H221V159H220ZM10 161H11V158H10ZM130 161H131V160H130ZM146 161H147V160H146ZM228 161H229V160H228ZM14 162H15V161H14ZM134 162H135V164H134V163H132V164H134L135 166H136L137 164L139 165V163H137V161H134ZM139 162H140V161H139ZM9 163H11V162H9ZM69 163H72V161L69 162ZM76 163H77V162H76ZM106 163H107V162H106ZM128 163H129V162H128ZM128 163H127V164H128ZM229 163H230V162H229ZM229 163H228V164H229ZM12 164H13V163H12ZM41 164H42V163H41ZM41 164H40V165H41ZM144 164H145V163H144ZM144 164H143V165H144ZM217 164H218V163H217ZM48 165H49V163H48ZM71 165H72V167H73V164H71ZM143 165H142L141 167H144V166H145V165H144V166H143ZM258 165H259V164H258ZM42 166H43V165H42ZM135 166H134V167H135ZM156 166H158V164H157ZM11 167H12V166H11ZM37 167L39 168V166H37ZM43 167H44V166H43ZM43 167H41V168H43ZM72 167H71V168H72ZM75 167H76V169H78V168H77V165H76ZM127 167H128V166H127ZM130 167H131V166H130ZM132 167H133V166H132ZM138 167H140V165H139ZM141 167H140V168H141ZM145 167H146V166H145ZM159 167H160V165L158 166V168H159ZM233 167H234V166H233ZM260 167H262V166L260 165ZM58 168H59V167H58ZM107 168H108V167H107ZM107 168H105V169H107ZM110 168H111V167H110ZM114 168H115V167H114ZM148 168H149V167H148ZM198 168H199V167H198ZM213 168H214V167H213ZM213 168H212V169H213ZM231 168H232V167H231ZM21 169H22V168H21ZM46 169H47L46 171L48 172V168H47V166H46ZM105 169H104V170H105ZM111 169H112V168H111ZM142 169H143V168H142ZM161 169H162V168H161ZM161 169H160V170H161ZM196 169H197V168H196ZM207 169H208V167H207ZM12 170H14V169H12ZM19 170H20V169H19ZM58 170H60V169H58ZM73 170H75V169H73ZM127 170H128V169H127ZM129 170H131V168H130ZM146 170H147V169H146ZM152 170H153V169H152ZM152 170H151V172H153ZM202 170H203V169H202ZM214 170H215V169H214ZM22 171H23V170H22ZM26 171H27V170H26ZM78 171H79V170H78ZM113 171H114V170H113ZM131 171H132V170H131ZM204 171H205V170H204ZM208 171H209V170H208ZM12 172H13V171H12ZM75 172H76L75 174H77V171H75ZM81 172H82V171H81ZM81 172H80V174H81ZM111 172H112V171H111ZM126 172H127V171H126ZM238 172H239V171H238ZM20 173H21V172H20ZM20 173H19V174H20ZM44 173H46V172L44 171L43 174H44ZM112 173H113V172H112ZM127 173H128V172H127ZM145 173H146V171H145ZM147 173H148V172H147ZM153 173H154V172H153ZM13 174H14V173H13ZM15 174H16V173H15ZM15 174H14V175H15ZM24 174H25V173H24ZM28 174H29V173H28ZM30 174H31V173H30ZM36 174H38V173L36 172ZM75 174H73V175H75ZM82 174L85 175V173H82ZM148 174H149V173H148ZM194 174H195V173H194ZM204 174H205V173H204ZM204 174H203V175H204ZM31 175H32V174H31ZM34 175H35V173H34ZM48 175H49V174H48ZM89 175H90V174H89ZM169 175H171V174H169ZM187 175H188V174H187ZM187 175H186V176H187ZM199 175H200V172H199ZM205 175H206V174H205ZM240 175H241V174H240ZM24 176H25V175H24ZM28 176H29V175H28ZM28 176L26 175L25 177H28ZM76 176H77V175H76ZM80 176H81V175H80ZM80 176H79V177H80ZM85 176H86V175H85ZM85 176H83V177H85ZM144 176H145V177L147 176V178H148V175H144ZM191 176H194V175H191ZM218 176H219V175H218ZM44 177H45V176H44ZM145 177H144V178H145ZM179 177H180V176H179ZM204 177H205V176H204ZM34 178H35V177H34ZM40 178H42V177H40ZM40 178L38 177V178H35V179L37 180V179H40ZM85 178H86V177H85ZM147 178H146V180H145L146 182H147ZM174 178L177 179V177H175V176H174L172 179H174ZM228 178H229V177H228ZM24 179H25V178H24ZM42 179H43V178H42ZM42 179H41V180H42ZM77 179H78V178H77ZM88 179H89V178H88ZM176 179L171 180V181H175ZM199 179H200V178L197 179V176H196V180H199ZM20 180H21V178H20ZM86 180H87V179H86ZM151 180H152V179H151ZM168 180H169V179H168ZM177 180H178V179H177ZM218 180H219V179H218ZM17 181H18V180H17ZM42 181H43V180H42ZM45 181H46V180H45ZM84 181H85V180H84ZM22 182H23V181H22ZM27 182H28V181H27ZM43 182H44V181H43ZM69 182L71 183V181H69ZM85 182H86V181H85ZM88 182H89V180H88ZM131 182H133V180H132ZM149 182H150V180H149ZM213 182H214V181H213ZM247 182H248V181H247ZM25 183H26V181H25ZM44 183L46 184V182H44ZM62 183H63V185H64V182H62ZM65 183H66V182H65ZM73 183H74V182H73ZM147 183H148V182H147ZM257 183H258V182H257ZM257 183H256V184H257ZM22 184H23V183H22ZM96 184H97V183H95L94 185H96ZM131 184H132V183H131ZM131 184H130V185H131ZM140 184H141V183H140ZM140 184H139V186H140ZM247 184H248V183H247ZM258 184H259V183H258ZM258 184H257V185H254V186H258ZM10 185H12V184H10ZM65 185H66V184H65ZM65 185H64V186H65ZM71 185H72V184H71ZM92 185H93V184H92ZM114 185H115V183H114ZM116 185H117V184H116ZM136 185H137V182H136ZM167 185H168V184H167ZM167 185H166V187H167ZM169 185H171V183H170ZM172 185L174 186V184H172ZM200 185H201V184H200ZM200 185H199L198 187H199L200 190L202 191V189H201L202 186H200ZM259 185H260V184H259ZM27 186H28V183H27ZM27 186H26V187H27ZM29 186H31V185H29ZM69 186H70V185H69ZM69 186H68V187H69ZM131 186H132V185H131ZM175 186H176V185H175ZM242 186H243V185H242ZM7 187H9V186H7ZM11 187H12V186H11ZM49 187H50V186H49ZM115 187H116V186H115ZM119 187H121V185H120ZM123 187H124V185H123ZM123 187H121V189H122ZM140 187H141V186H140ZM166 187H165V188H166ZM171 187H172V186H171ZM212 187H213V186H212ZM31 188H32V187H31ZM47 188H48V186H47ZM69 188H70V187H69ZM73 188H74V187H73ZM98 188H99V186H98ZM133 188H134V186H133ZM169 188H170V187H168V189H169ZM172 188L174 189V187H172ZM172 188H171V190H173ZM199 188H198V190H199ZM252 188H253V185H252ZM45 189H46V187H45ZM45 189H44V190H45ZM50 189H51V188H50ZM100 189H102V188H100ZM116 189H117V188H116ZM118 189H119V188H118ZM118 189H117V191H118V192H121V191H119V190H121V189H119V190H118ZM123 189H124V188H123ZM123 189H122V190H123ZM175 189H176V188H175ZM240 189H241V188H240ZM249 189H250V188H248L247 190H249ZM68 190H69V189H68ZM102 190H103V189H102ZM169 190H170V189H169ZM171 190H170V191H171ZM198 190H197V191H198ZM203 190H205V189H203ZM241 190H242V189H241ZM241 190H240V192H241ZM256 190H257V189H256ZM162 191H164V190H162ZM162 191H161V192H162ZM175 191H176V190H175ZM197 191H196V192H197ZM201 191H200V192H201ZM245 191H246V189H245ZM245 191H244V192H245ZM0 192H3V191H0ZM54 192H55V191H54ZM57 192H58V191H57ZM165 192H166V189H165ZM171 192H172V191H171ZM196 192H195V194H196ZM238 192H239V191H238ZM240 192H239V193H240ZM250 192H251V191H250ZM80 193H81V192H80ZM166 193H168V192H166ZM198 193H199V191H198ZM242 193H243V190H242ZM246 193H249V192H246ZM246 193H244V194H246ZM259 193H260L259 195L261 196V192H259ZM263 193H264V191L262 192V194H263ZM2 194H4V193H2ZM9 194L12 195V193H8V195H5V194H4V196H10ZM13 194H14V196H15V193H13ZM57 194H58V193H57ZM64 194H65V192H64ZM81 194H82V193H81ZM102 194H103V192H102ZM105 194H106V193H105ZM216 194H217V193H216ZM0 195H1V194H0ZM16 195H17V193H16ZM76 195H77V194H75V196H76ZM83 195H84V194H83ZM103 195H104V194H103ZM103 195H101V196H103ZM108 195L110 196V194H107V195L104 196V197L107 198V197H109ZM151 195H152V194H151ZM151 195H150V197H151ZM164 195H165V194H163V196H164ZM246 195H247V194H246ZM1 196H2V195H1ZM14 196L12 195L11 197L14 198ZM69 196H70V198H71V195H69ZM69 196H68V197H69ZM159 196H160V195H158V197H159ZM165 196H166V195H165ZM192 196H193V195H192ZM210 196H211V195H210ZM212 196H213V194H212ZM15 197H16V196H15ZM110 197H112V196H110ZM158 197H157V198H158ZM160 197H162V196H160ZM183 197H184V196H183ZM215 197H216V196L214 195V198H215ZM217 197H218V195H217ZM73 198H75V197L73 196L72 199H73ZM15 199H16V198H15ZM78 199H80V198H78ZM101 199H103V198H101ZM158 199H159V198H158ZM160 199H161V198H160ZM178 199H179V198H178ZM207 199H208V198H207ZM209 199H210V198H209ZM238 199H239V198H238ZM76 200H77V199H76ZM107 200H108V199H107ZM161 200H162V199H161ZM163 200H164V199H163ZM165 200L167 201V200H169V199H167V198L165 197ZM192 200H193V199H192ZM211 200H212V202H213V198H211ZM211 200H210V201H211ZM214 200H215V199H214ZM252 200H253V199H252ZM262 200H263V198H262ZM70 201H72V200H70ZM73 201H74V200H73ZM73 201H72V202H73ZM78 201H79V200H78ZM78 201H76V202H78ZM81 201H82V200H80V202H81ZM97 201H98V200H97ZM174 201H175V200H174ZM204 201L206 202L205 199H204ZM217 201H218V200H217ZM220 201H221V200H220ZM47 202H51V201L49 200V201H47ZM54 202H56V201H54ZM60 202H61V201H60ZM102 202H103V200H102ZM222 202H223V200H222ZM222 202H221V203H222ZM56 203H57V202H56ZM160 203H161V202H160ZM221 203H220V204H221ZM100 204L103 205V203H100ZM183 204H186V203L184 202ZM215 204H216V203H215ZM222 204H223V203H222ZM261 204H262V203H261ZM158 205H159V204H158ZM160 205H161V204H160ZM223 205H224V204H223ZM57 206H58V205H57ZM64 206H65V205H64ZM161 206H162V205H161ZM262 206H263V205H262ZM262 206H261V208H262ZM5 207H6V206H5ZM21 207H22V206H21ZM103 207H104V206H103ZM159 207H160V206H159ZM162 207H163V206H162ZM263 207H264V206H263ZM62 208H63V207H62ZM95 208H96V207H94V209H95ZM234 208H235V207H234ZM59 209H60V207H58V211H60ZM227 209H228V207H227ZM236 209H238V208H236ZM64 210H65V209H64ZM85 210H86V209H85ZM87 210H88V209H87ZM160 210H161V208H160ZM195 210H196V209H195ZM200 210H201V209H200ZM46 211H48V210H46ZM49 211H50V210H49ZM239 211H240V210H239ZM246 211H248V209H247ZM255 211H257V210H255ZM24 212H25V210H24ZM44 212H45V211H44ZM61 212H62V211H61ZM200 212H201V211H200ZM202 212H203V211H202ZM250 212H251V211H250ZM250 212H249V213H250ZM259 212H260V211H258V213H259ZM41 213H43V212H41ZM197 213H198V212H197ZM245 213H246V212H245ZM245 213H244L243 215H245ZM249 213H248V214H249ZM256 213H257V212H256ZM256 213H255V215H258V214H256ZM263 213H264V211H263ZM24 214H25V213H24ZM184 214H185V213H184ZM198 214L200 215L201 213H198ZM252 214H254V212L251 213V215H252ZM260 214H262V212H261ZM14 215H15V213H14ZM42 215H43V214H42ZM163 215H164V214H163ZM249 215H250V214H249ZM249 215H248V216H249ZM44 216H45V215H44ZM82 216H83V215H82ZM203 216H204V214H203ZM206 216H207V215H206ZM210 216H211V215H210ZM248 216H247V217H248ZM258 216H260V215H258ZM258 216H257V218H258ZM40 217H41V216H40ZM45 217H46V216H45ZM56 217H57V216H56ZM174 217H175V216H174ZM249 217H250V216H249ZM249 217H248V218H249ZM251 217H252V216H251ZM251 217H250V218H251ZM255 217H256V216H255ZM242 218H243V217H242ZM42 219H45V218H42ZM57 219H58V217H57ZM61 219H62V218H61ZM214 219H215V218H214ZM238 219H239V218H238ZM176 220H177V218H176ZM243 220H244V218H243ZM245 220H247V219H245ZM0 221H2V220H0ZM178 221H179V220H178ZM249 221H250V220H248L247 222H249ZM61 222H62V220H61ZM123 222H124V221H123ZM133 222H134V221H133ZM139 222H140V221H139ZM74 223H75V222H74ZM156 223H157V222H155V224H156ZM250 223H251V222H250ZM80 224H81V223H80ZM134 224H135V223H134ZM157 224H158V223H157ZM120 225H121V224H120ZM120 225H119V227H120ZM123 225H124V224H123ZM125 225H126V224H125ZM125 225H124L123 227H125ZM200 225H201V224H200ZM47 226H48V225H47ZM107 226H108V225H107ZM112 226H113V225H112ZM112 226H111L110 228H112ZM129 226H130V225H129ZM156 226H158V225H156ZM216 226H217V225H216ZM262 226H263V225H262ZM48 227L50 228V226H48ZM132 227H134V226L132 225ZM147 227H148V226H147ZM61 228H62V227H61ZM113 228H114V227H113ZM113 228H112V229H113ZM149 228H150V227H149ZM262 228H263V227H262ZM51 229H52V228H51ZM129 229H130V228H129ZM150 229L153 230L152 228H150ZM150 229H149V230H150ZM49 230H50V229H49ZM60 230H61V229H60ZM149 230H147V231L149 232ZM230 230H231V229H230ZM263 230H264V229H263ZM127 231H128V229H127ZM147 231H146V233H147ZM191 231H192V229H191ZM193 231H194V233H195V229H194ZM198 231H200V230H198ZM250 231L252 232V230H250ZM250 231H248V232H250ZM253 231H254V230H253ZM98 232H99V231H98ZM131 232H132V231H131ZM141 232H142V231H141ZM150 232H152V231H150ZM154 232H155V231L153 230L152 233H154ZM200 232H202V231H200ZM208 232H210V230H209ZM212 232H213V230H212ZM243 232H245V231H243ZM254 232H255V231H254ZM261 232H264V231L261 230ZM94 233H95V232H94ZM128 233H130V232H128ZM132 233H133V232H132ZM132 233H131V235H132ZM134 233H135V232H134ZM137 233H138V232H136V234H137ZM194 233H193V234H194ZM231 233H232V232H231ZM256 233H257V232H256ZM256 233H255V234H256ZM50 234H51V231H50ZM138 234H140L141 236L144 235V234L142 235L141 233H138ZM189 234L191 235V233H188V235H189ZM248 234H250V233H247V236H248ZM252 234H253V233H252ZM260 234H261V233H259L257 236H259ZM121 235H123V234H121ZM170 235H171V234H170ZM141 236H139V238H137V239H140ZM262 236H264V235H262ZM48 237H50V236L47 235V238H48ZM134 237H136V236H134ZM253 237H255L254 234H253ZM52 238H53V237H52ZM143 238H144V236H143ZM143 238H142V239H143ZM256 238H257V237H256ZM259 238H260V237H259ZM259 238H258V240H259ZM49 239H51V238H49ZM49 239H48V240H49ZM189 239H191V238H189ZM240 239H241V238H240ZM262 239H264V238H262ZM262 239H261V240H262ZM233 240H234V239H233ZM233 240H232V241H233ZM235 240H236V239H235ZM261 240H260V241H261ZM7 241H8V240H7ZM93 241H94V240H93ZM236 241H238V240H236ZM9 242L11 243V240H9ZM48 242H49V241H48ZM127 244H128V242H127ZM235 244H236V243H235ZM237 244H238V243H237ZM242 244H243V243H242ZM258 244H259V243H258ZM10 245H12V244H10ZM10 245H9V246H10ZM135 245H136V244H135ZM252 245H254V244H252ZM252 245H251V246H252ZM260 245H261V244H260ZM260 245H259V247H260ZM63 246H64V245H63ZM131 246H134V245H131ZM184 246H185V245H184ZM184 246H183V247H184ZM186 246H187V245H186ZM233 246H234V244H233ZM255 246H256V245H255ZM11 247H12V246H11ZM64 247H65V246H64ZM66 247H67V246H66ZM128 247H130V246L128 245ZM188 247H189V246H188ZM252 247H253V246H252ZM256 247H257V246H256ZM12 248H13V247H12ZM102 248L104 249V247H102ZM106 248H107V246H106ZM135 248H136V247H135ZM8 249L10 250V247H9ZM61 249H62V247H61ZM61 249H60V250H61ZM83 249H84V248H83ZM130 249H131V248H130ZM158 249H159V248H158ZM4 250H5V249H4ZM9 250H8V251H9ZM67 250H68V249H67ZM107 250H108V249H107ZM136 250H137V249H136ZM240 250H241V249H240ZM248 250H249V249H248ZM14 251H15V250H14ZM242 251H243V250H242ZM9 252H10V251H9ZM83 252H84V251H83ZM140 252H141V251H140ZM238 252H239V251H238ZM238 252H237V253H238ZM60 253H61V252H60ZM241 253H242V252H241ZM245 253H246V252H245ZM251 253H252V252H251ZM30 254H31V253H30ZM85 254H86V252H85ZM89 254H90V253H89ZM140 254H142V252H141ZM253 254H254V253H253ZM143 255H144V254H143ZM58 256H59V255H58ZM90 256H91V255H90ZM5 257H6V256H5ZM85 257H86V256H85ZM161 257H162V256H161ZM87 258H89V256H88ZM257 258H258V257H257ZM5 259H7V258H5ZM152 260H153V259H152ZM253 260H254V259H253ZM58 261H59V260H58ZM61 261H62V260H61ZM149 261H150V260H149ZM232 261H233V260H232ZM151 262H152V261H151ZM154 262H155V261H154ZM254 262H255V261H254ZM60 263H61V262H60ZM60 263H59V264H60ZM64 263H66V262H64ZM146 263H147V262H146ZM231 263H232V262H231ZM234 263H235V262H234ZM176 264H177V263H176ZM236 264H237V263H236ZM239 264H240V263H239ZM249 264H250V263H249Z\"/></svg>",
    "mask_w": 264,
    "mask_h": 264
}]
</instances>
